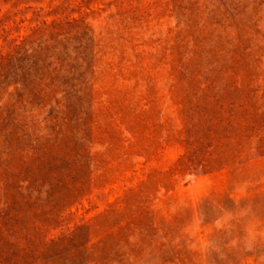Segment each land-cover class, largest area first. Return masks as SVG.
Returning a JSON list of instances; mask_svg holds the SVG:
<instances>
[{
  "label": "rangeland",
  "instance_id": "obj_1",
  "mask_svg": "<svg viewBox=\"0 0 264 264\" xmlns=\"http://www.w3.org/2000/svg\"><path fill=\"white\" fill-rule=\"evenodd\" d=\"M0 264H264V0H0Z\"/></svg>",
  "mask_w": 264,
  "mask_h": 264
}]
</instances>
